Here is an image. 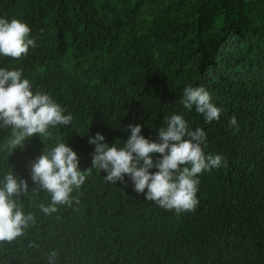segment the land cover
Segmentation results:
<instances>
[{"label": "trees", "instance_id": "16d2710c", "mask_svg": "<svg viewBox=\"0 0 264 264\" xmlns=\"http://www.w3.org/2000/svg\"><path fill=\"white\" fill-rule=\"evenodd\" d=\"M0 18L26 23L36 42L19 60L0 55V69L22 70L34 93L73 117L44 141L37 134L11 156L0 151V181L11 168L28 182L21 202L35 217L0 242V264H49L52 251L55 264H264V0H0ZM187 86L205 88L218 121L183 107ZM172 114L205 131L206 157L224 158L199 175L194 211L166 210L127 174L113 184L96 169L71 206L40 210L51 197L32 192L30 164L45 145L65 142L86 171L90 137L123 147L129 126L140 125L159 142ZM10 133L0 128V143Z\"/></svg>", "mask_w": 264, "mask_h": 264}, {"label": "clouds", "instance_id": "9594fccd", "mask_svg": "<svg viewBox=\"0 0 264 264\" xmlns=\"http://www.w3.org/2000/svg\"><path fill=\"white\" fill-rule=\"evenodd\" d=\"M29 26L18 20L0 18V55L19 60L36 47L30 38ZM22 70L0 69V128H11L7 139L0 143V151L11 156L15 149L23 148L25 141L39 135L43 141L51 136L50 128L71 125L73 117L65 115L64 109L48 94L32 91L27 78H22ZM181 104L195 110L207 123L218 121L221 109L211 102L210 94L204 87L187 86L183 90ZM230 127L237 126L233 115ZM131 135L123 144L109 146L105 137L97 133L89 138L95 145L92 167L81 171L77 153L65 142L45 148L30 164L31 179L37 185L36 191L50 194L49 204L41 203L40 210L51 215L58 211L57 205L71 206V194L79 189L93 169L104 171L107 182L116 184L127 174L134 185V191L145 193L147 201H152L166 210L177 214L194 211L199 201L196 198L198 177L202 172L218 168L222 155L205 156L202 145L206 133L202 128L188 130V125L179 114L165 117V126L158 130L159 142L145 139L140 133L142 126H129ZM187 137V138H186ZM153 154H160L154 162ZM156 168L153 174L150 169ZM29 194L26 180H19L10 168L0 181V242H12L24 233L30 224H35L32 213L25 215L21 197ZM79 203V201H75ZM34 246V245H30ZM58 253L52 251L49 264H55Z\"/></svg>", "mask_w": 264, "mask_h": 264}]
</instances>
